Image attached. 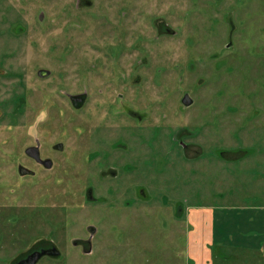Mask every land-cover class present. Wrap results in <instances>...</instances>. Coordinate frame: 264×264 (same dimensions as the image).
Returning <instances> with one entry per match:
<instances>
[{"label":"rangeland","instance_id":"rangeland-1","mask_svg":"<svg viewBox=\"0 0 264 264\" xmlns=\"http://www.w3.org/2000/svg\"><path fill=\"white\" fill-rule=\"evenodd\" d=\"M191 209L264 264V0H0V264H194Z\"/></svg>","mask_w":264,"mask_h":264},{"label":"crops","instance_id":"crops-1","mask_svg":"<svg viewBox=\"0 0 264 264\" xmlns=\"http://www.w3.org/2000/svg\"><path fill=\"white\" fill-rule=\"evenodd\" d=\"M189 212V225L193 226V229L189 232L188 238L189 254L194 258V264H212L214 257V249L212 246L214 243V231L212 229L214 211L207 212L206 209H191ZM233 240L235 241V239ZM251 243L252 247H249L257 250V242L252 241ZM235 245L236 246L233 247L244 250L239 244ZM198 249H200L199 255H197Z\"/></svg>","mask_w":264,"mask_h":264},{"label":"flooded vegetation","instance_id":"flooded-vegetation-1","mask_svg":"<svg viewBox=\"0 0 264 264\" xmlns=\"http://www.w3.org/2000/svg\"><path fill=\"white\" fill-rule=\"evenodd\" d=\"M46 71L41 72L42 75L40 77H47L49 75V72L47 74ZM155 131H161V128L155 129ZM179 132H181V131H179ZM181 134H182V132L179 133V135H178V133H175L174 136H173L174 140H175V138H181ZM181 144H182V142H181ZM116 147H117L116 149L119 148L118 144L116 145ZM35 152H38V155H39V158H40V162L34 156L30 155V154L35 153ZM26 155L29 158H31L32 160H34L36 163H38L41 167H45L46 169L52 168V161H46V160H44L41 157L40 141L36 142V146H32V147L28 148L26 150ZM46 163H50L51 166L47 167ZM102 163H104V162H102ZM104 168H106V169H103V174L101 175L102 179L113 178V177L118 175V172L116 171V168L113 169V165H107V163H106ZM179 209L180 208H178V211H177L178 212L177 213V218H179L182 215V214L179 213ZM96 232H97L96 229L90 227V232H89V235H90L89 237L90 238L87 239V240L80 241L78 243L75 242L74 243L75 246L79 247L80 249H82L84 251L92 243L91 239H94V237H95L94 235L96 234ZM53 248H56V247L51 245V244H47V247H45V248L40 247L37 250L29 251L24 257L14 261L12 264H33L36 258H37V260H36L37 263L36 264H38V262L43 257L49 256V255L51 256V254H55L56 253V251L52 250ZM91 252H92V250L88 251V253H91ZM56 257H58V256H56Z\"/></svg>","mask_w":264,"mask_h":264},{"label":"water","instance_id":"water-1","mask_svg":"<svg viewBox=\"0 0 264 264\" xmlns=\"http://www.w3.org/2000/svg\"><path fill=\"white\" fill-rule=\"evenodd\" d=\"M30 155L34 156V157L40 162V158H39L38 152L32 153V154H30ZM46 166H47V167H50L51 164H50V163H46ZM36 260H37V258L35 259V261H34L33 264H35Z\"/></svg>","mask_w":264,"mask_h":264}]
</instances>
